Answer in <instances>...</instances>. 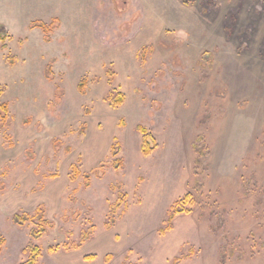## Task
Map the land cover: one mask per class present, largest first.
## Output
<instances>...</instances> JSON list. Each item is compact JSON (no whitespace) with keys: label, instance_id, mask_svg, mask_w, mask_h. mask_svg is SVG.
<instances>
[{"label":"rangeland","instance_id":"374dc122","mask_svg":"<svg viewBox=\"0 0 264 264\" xmlns=\"http://www.w3.org/2000/svg\"><path fill=\"white\" fill-rule=\"evenodd\" d=\"M2 29L0 264H264V0H0Z\"/></svg>","mask_w":264,"mask_h":264},{"label":"trees","instance_id":"16d2710c","mask_svg":"<svg viewBox=\"0 0 264 264\" xmlns=\"http://www.w3.org/2000/svg\"><path fill=\"white\" fill-rule=\"evenodd\" d=\"M59 26V23L57 22V20H53L50 23H44L43 21H35L31 24V28H39L42 30V32L44 33V40L45 41H50V35L51 33ZM5 39L6 36L3 33V29L0 31V41H1V46L0 49L4 50L6 49L7 45L5 43ZM48 67V66H47ZM46 76L48 77V73H46ZM85 85L84 81H81L78 85V89L79 92L83 93L84 89L83 86ZM123 100V98L121 96H118L116 101L118 103H121ZM7 112H8V108L7 105L5 103H1L0 104V123H4L6 121L7 118ZM138 131L141 132L143 134V145L141 147V150L144 154H149L155 147V142L153 140V138L148 134V132L146 131L145 128H143L142 126H138L137 127ZM8 137V136H6ZM118 164V163H117ZM71 174H70V179L73 180L75 178H77L80 175V171L77 169L76 165H72V170H71ZM84 177V186L87 187L90 184V174L89 173H85L83 175ZM120 196L124 197V194H120ZM120 197V199L122 198ZM121 204H115L111 206V211L109 213V224L108 227L115 221L113 218V212L117 210V208L120 207ZM180 212V211H176V212H171L168 215L167 218V225L163 228H161L159 230V233L161 235H164L167 231H170L173 228V219L175 217V215ZM36 224L38 227V230H32L31 231V237L33 239H37L40 238L42 236L43 233H45L47 231V228L51 227L52 224H50L49 221H47L42 214V210L41 208L37 209L36 215ZM34 220L33 216H30L27 213H23V214H15L13 216V221L18 224V225H23L25 224L27 221H31ZM89 237L87 235L86 231H83L81 233L80 236V240L77 243H71V244H62L60 245H55V246H50L48 247L47 251L48 253H54L56 252L58 249H60V247L65 250V251H69V250H78L82 244L86 241H88ZM4 243V239L0 238V250H1V246ZM27 249L30 252L29 258L28 260L24 263V264H36L39 256H40V249L39 247H37L36 245L29 243L27 245ZM184 258H187L186 256ZM86 260H93L94 256L92 255H88L85 257ZM175 261H178L179 259L176 257L174 258ZM105 261H109V256H106Z\"/></svg>","mask_w":264,"mask_h":264}]
</instances>
